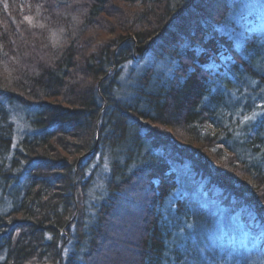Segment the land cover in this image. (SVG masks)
<instances>
[{
  "label": "trees",
  "instance_id": "trees-1",
  "mask_svg": "<svg viewBox=\"0 0 264 264\" xmlns=\"http://www.w3.org/2000/svg\"><path fill=\"white\" fill-rule=\"evenodd\" d=\"M0 264H264V0H0Z\"/></svg>",
  "mask_w": 264,
  "mask_h": 264
},
{
  "label": "rangeland",
  "instance_id": "rangeland-1",
  "mask_svg": "<svg viewBox=\"0 0 264 264\" xmlns=\"http://www.w3.org/2000/svg\"><path fill=\"white\" fill-rule=\"evenodd\" d=\"M132 223H133V222H132ZM115 225H116V224H115ZM127 232H129V229H127L126 231H125V230H122V235H121V236H122V237H121V238H122V241L124 240V237H125V235H126L125 233H127ZM110 238H111V236H110ZM121 238H120V239H121ZM125 241H126V240H124V242H125ZM124 242H123V243H124ZM118 250H120V249H118ZM101 253H103V247H102V251H101ZM101 253H100V254H101Z\"/></svg>",
  "mask_w": 264,
  "mask_h": 264
}]
</instances>
